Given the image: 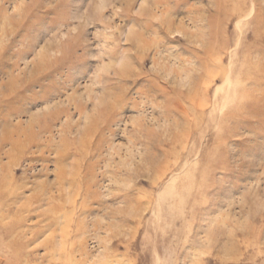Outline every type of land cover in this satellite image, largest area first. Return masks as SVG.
Returning a JSON list of instances; mask_svg holds the SVG:
<instances>
[{
    "label": "rangeland",
    "instance_id": "374dc122",
    "mask_svg": "<svg viewBox=\"0 0 264 264\" xmlns=\"http://www.w3.org/2000/svg\"><path fill=\"white\" fill-rule=\"evenodd\" d=\"M0 264H264V0H0Z\"/></svg>",
    "mask_w": 264,
    "mask_h": 264
}]
</instances>
